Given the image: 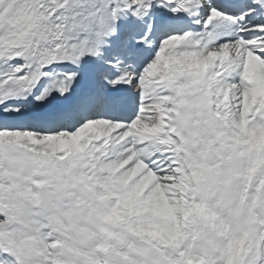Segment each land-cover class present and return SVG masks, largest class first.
I'll use <instances>...</instances> for the list:
<instances>
[{
  "label": "snow or ice",
  "instance_id": "6c2138e0",
  "mask_svg": "<svg viewBox=\"0 0 264 264\" xmlns=\"http://www.w3.org/2000/svg\"><path fill=\"white\" fill-rule=\"evenodd\" d=\"M0 264H264V0H0Z\"/></svg>",
  "mask_w": 264,
  "mask_h": 264
}]
</instances>
